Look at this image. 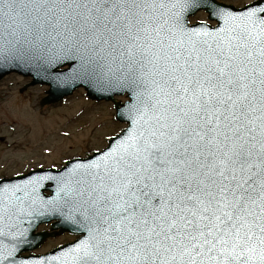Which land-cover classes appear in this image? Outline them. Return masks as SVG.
Wrapping results in <instances>:
<instances>
[{
    "label": "snow or ice",
    "instance_id": "snow-or-ice-1",
    "mask_svg": "<svg viewBox=\"0 0 264 264\" xmlns=\"http://www.w3.org/2000/svg\"><path fill=\"white\" fill-rule=\"evenodd\" d=\"M201 8L217 27L188 23ZM0 16L132 90L131 129L58 179L87 233L60 264H264V0H0Z\"/></svg>",
    "mask_w": 264,
    "mask_h": 264
},
{
    "label": "water",
    "instance_id": "water-1",
    "mask_svg": "<svg viewBox=\"0 0 264 264\" xmlns=\"http://www.w3.org/2000/svg\"><path fill=\"white\" fill-rule=\"evenodd\" d=\"M255 3L256 1L245 6L244 8H236L233 5L228 6H230L234 11L241 12L246 7ZM221 4L227 5L223 3ZM202 9H205L208 12L206 8H201L199 10ZM194 14L188 15V23L189 17ZM209 18L212 20H216L215 18L211 17L210 14ZM219 23L220 22L218 21V25ZM211 27L215 28L213 26ZM18 39L21 41V44L16 43ZM37 39L38 38L35 35H27L23 31L19 30L16 36H9L7 34V31L3 27V17L0 16V78L6 73L17 71L27 76H33V84L40 82L50 85V90L48 91L49 96L46 97L43 101L44 104L58 101L65 95L71 94L76 88L80 86H84L88 90V95L91 98L98 100H114L117 109V119L121 121H127L129 123L128 128H126L121 134L110 141L109 147H114L115 145L113 144V141L115 140L116 143H119V138L126 135V130L131 129V122L128 118V106L133 103L131 88H125L122 83L117 82L116 80H113L112 83H108L106 81L98 80L90 76L80 75L79 73L81 69V61L79 59V54L75 53L74 49L72 51H68L67 47L62 50L60 47V37H57V40L55 42L56 46H52L53 42L49 41L48 45L45 47H39L38 43H36ZM44 39L45 41L48 40L47 37H44ZM21 45H23V47H21ZM21 52H24L25 55L21 56ZM5 53L7 58H5ZM66 65H68L69 67L66 69H61V67ZM117 74L119 75V73ZM125 93H128L131 101L127 102L126 104L120 105V103L115 100L114 97L115 95ZM100 153L102 152H97L95 153V155L87 159H76L72 162H69L66 168L76 169L80 165L86 166L87 164L92 163L95 160H99ZM65 169L59 172L60 174L57 173V176H53L54 173L51 172L52 170H48L46 177L53 176L57 179H48V181H55V186L53 194L46 199L44 197L42 199L38 198V194L41 193L42 189L35 188V190H33L32 188L27 187L24 191H22L23 193L15 192V194L13 195L11 191H5V189H13L12 185L14 184H8L4 186L0 184V208L9 204L15 205V207L12 209L10 218L8 216H4L3 213H0V216H4L3 219H0V230L18 228L21 218L23 216L27 217V214L34 216L35 218V220H32V228H34L40 222H50L55 212L66 214L67 208L63 207L62 203L59 202L60 196H62L63 194L58 192V179L61 176L68 175ZM33 178H35V175L27 177L25 181H30ZM37 192L39 193L37 194ZM18 212L23 213L22 217L17 214ZM26 221V219L23 220L25 224ZM58 227H61L63 229L62 231H79L77 225L66 218L54 224V228ZM17 237V235L14 236V238ZM45 237L47 236H44V239ZM78 242H80V240L65 247L58 248L43 256H31L19 259L18 257H15V255L17 254V252H15L14 255L10 256L9 263L2 261V264H33V262L41 261L43 262V264H54L53 261H59V259L56 258L62 257L63 251H69Z\"/></svg>",
    "mask_w": 264,
    "mask_h": 264
},
{
    "label": "rangeland",
    "instance_id": "rangeland-1",
    "mask_svg": "<svg viewBox=\"0 0 264 264\" xmlns=\"http://www.w3.org/2000/svg\"><path fill=\"white\" fill-rule=\"evenodd\" d=\"M219 1L240 7L254 0ZM190 20L191 22L208 21L207 13L205 11L198 12ZM212 24L214 23L212 22ZM9 79H12L16 86L9 92V97L10 95L11 97L7 99L9 103L6 106L28 102L27 109L30 110H20L21 116L17 109L14 115L9 114L11 118L16 119L18 128L23 130V134L12 140L23 142L25 146L22 148L25 150L38 147L47 148L54 152L51 157L54 160L58 159L59 163L64 158L86 156L93 153L94 150H101L107 146L108 140L113 135L119 133L126 126L114 118L115 109L112 102L91 100L82 88L76 90L73 95L67 97L60 104L40 107L37 100L40 95L44 94L45 87L41 85L27 87L25 93L19 96L18 90L26 84V80L17 76H12ZM121 100L125 101L126 96L121 97ZM22 105L24 106V104ZM0 109L4 110V106H1ZM73 238L69 234L59 235L49 242L44 250Z\"/></svg>",
    "mask_w": 264,
    "mask_h": 264
},
{
    "label": "flooded vegetation",
    "instance_id": "flooded-vegetation-1",
    "mask_svg": "<svg viewBox=\"0 0 264 264\" xmlns=\"http://www.w3.org/2000/svg\"><path fill=\"white\" fill-rule=\"evenodd\" d=\"M12 76L14 75H8L0 80V108L4 106V110L0 109V180L22 176L32 170L47 168L48 166L59 167L63 163H58V159L54 160L51 155L48 158L47 152L43 149L25 150L22 148L25 146L23 142L12 140L16 136L23 134V131L17 128L16 119L9 116L10 113L14 115L16 107L10 105L9 108L6 106L9 103L7 99L11 97V95L9 97V92L16 86L14 81L9 79ZM23 88L25 87L18 90L19 96L25 93L27 89L22 90ZM46 228L43 225L39 228V231Z\"/></svg>",
    "mask_w": 264,
    "mask_h": 264
},
{
    "label": "bare ground",
    "instance_id": "bare-ground-1",
    "mask_svg": "<svg viewBox=\"0 0 264 264\" xmlns=\"http://www.w3.org/2000/svg\"><path fill=\"white\" fill-rule=\"evenodd\" d=\"M24 107H27V104L26 105H24ZM25 109H27V108H25ZM28 110V109H27ZM29 111V110H28Z\"/></svg>",
    "mask_w": 264,
    "mask_h": 264
}]
</instances>
